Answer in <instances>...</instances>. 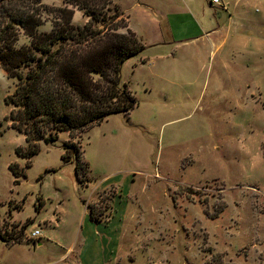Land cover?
<instances>
[{
  "label": "rangeland",
  "instance_id": "obj_1",
  "mask_svg": "<svg viewBox=\"0 0 264 264\" xmlns=\"http://www.w3.org/2000/svg\"><path fill=\"white\" fill-rule=\"evenodd\" d=\"M196 1L202 10L211 0ZM42 3L39 30L50 32L69 5ZM242 3L245 24H263L264 3ZM88 21L75 9V26ZM30 41L21 33L18 46ZM185 51L179 64L150 50L126 62L134 111L40 142L29 167L16 154L26 137L7 120L16 80L0 67V264H82L86 254L93 264H264V49L243 66ZM73 142L79 157L66 163ZM85 214L114 224L93 230L95 245L78 242Z\"/></svg>",
  "mask_w": 264,
  "mask_h": 264
},
{
  "label": "trees",
  "instance_id": "obj_2",
  "mask_svg": "<svg viewBox=\"0 0 264 264\" xmlns=\"http://www.w3.org/2000/svg\"><path fill=\"white\" fill-rule=\"evenodd\" d=\"M115 0H65L71 8L56 9L53 30L41 32L43 0H0V67L16 80L6 99L12 128L26 137L29 148L16 154L28 160L40 152V142L53 145L61 132L72 138L111 116H129L138 101L122 83L124 64L146 50L118 9ZM75 9L89 18L75 26ZM95 22L102 26L95 27ZM21 33L30 44L18 46ZM2 131L0 130V135ZM62 159L78 158V144L65 143ZM10 165L12 172L21 173ZM82 167L77 164L78 176Z\"/></svg>",
  "mask_w": 264,
  "mask_h": 264
},
{
  "label": "crops",
  "instance_id": "obj_3",
  "mask_svg": "<svg viewBox=\"0 0 264 264\" xmlns=\"http://www.w3.org/2000/svg\"><path fill=\"white\" fill-rule=\"evenodd\" d=\"M242 1L220 0V3H213L211 0L208 5H203L202 10L196 0H118L115 4L129 28L146 47L142 53L147 50L172 53L168 56L176 64L181 58L185 59L186 49L196 52L198 63L215 56L222 64V54L230 53L236 64L243 66L259 57L264 49V19L261 25L248 21L251 24L247 26L243 20L245 9L241 7ZM254 2L262 5L264 0ZM256 11L259 12V8ZM113 225L110 222L97 226L85 214L78 242L95 245L100 238L93 230L104 227L111 231ZM115 238L117 236H113L112 244L118 245ZM87 263L93 264V258L88 254L82 261V264Z\"/></svg>",
  "mask_w": 264,
  "mask_h": 264
},
{
  "label": "built area",
  "instance_id": "obj_4",
  "mask_svg": "<svg viewBox=\"0 0 264 264\" xmlns=\"http://www.w3.org/2000/svg\"><path fill=\"white\" fill-rule=\"evenodd\" d=\"M213 3H220V0H213ZM40 234V231L39 230H36L33 235H39Z\"/></svg>",
  "mask_w": 264,
  "mask_h": 264
}]
</instances>
